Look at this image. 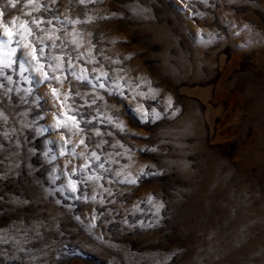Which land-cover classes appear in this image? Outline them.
<instances>
[{
  "label": "rangeland",
  "instance_id": "1",
  "mask_svg": "<svg viewBox=\"0 0 264 264\" xmlns=\"http://www.w3.org/2000/svg\"><path fill=\"white\" fill-rule=\"evenodd\" d=\"M14 2L0 264H264V0Z\"/></svg>",
  "mask_w": 264,
  "mask_h": 264
},
{
  "label": "snow or ice",
  "instance_id": "2",
  "mask_svg": "<svg viewBox=\"0 0 264 264\" xmlns=\"http://www.w3.org/2000/svg\"><path fill=\"white\" fill-rule=\"evenodd\" d=\"M9 2L11 3V7L12 8H16V3L14 2V0H9ZM35 0H29V3H34ZM89 2V0H80V3H86ZM53 3H55V0H53ZM36 10H39V7H37ZM4 13L2 10H0V16H3ZM15 23V20L13 21V24ZM32 23H35L37 26H39L40 23H43V21H36L33 20ZM19 29H22L23 32H21L20 30L17 29H13L10 28L8 25H3V30H4V35L7 37V39L5 40L3 37H0V76L3 75V69L4 68H11L13 66V64L15 63V61L12 59V57L17 53V49L16 48H9L8 46L10 44H12L14 41L19 44L20 41L16 40V37H21L23 40L27 41V43L23 44V48H27L29 49L28 55L31 56V61H27L25 60L24 62L20 63V72H29L32 70V68L35 69V71L40 74L41 76V81H47L50 79H56L58 81H60L62 83V81L60 80V77H53L50 76L49 72L45 70V64L41 62L43 56H44V48H39V50L37 49L36 45L41 43L42 41L40 39H37L35 42L28 40L29 37L33 36L34 32L33 29L31 27L28 26V22H24L21 23L19 25ZM55 43H53V47H55ZM5 49H7V51H5ZM39 52V54H38ZM57 59H62V58H57ZM34 62V63H33ZM25 63L28 64V67H25ZM49 67H51V65H49ZM56 68H62L63 64H57L55 66ZM103 76H107V73H102ZM66 78V77H65ZM8 79L10 80L11 77L9 76ZM77 79H87V76H80L77 77ZM99 79V77L97 78ZM0 87H3L2 84H0ZM99 87H104L103 84H100ZM51 93L53 95V97H55L57 100L59 99L60 93L56 88H52L51 89ZM143 95V94H142ZM69 95L65 94L64 95V101L66 102L69 99ZM93 103H95V101H93ZM168 105L169 107H171L172 105V100L171 97L168 98ZM62 107H63V102H62ZM72 111H76V109H72ZM138 111H143V106L141 105L138 108ZM65 116H67V120L64 121H58L57 123V127H69L68 124V120L72 121V127H74L76 129L77 132H82L83 129L80 128V121L76 119L75 116H70L68 115V111H65L63 113ZM2 115V114H0ZM148 113L145 112L144 113V118L147 119L148 118ZM155 118H159V113L155 114ZM85 123H91V121H85ZM122 131L124 130V125L123 123H119L117 125ZM96 135H100L99 130L96 131L95 133ZM81 144H84V140L81 139L80 140ZM99 146V145H97ZM81 155H83V153H81ZM92 157L99 161L100 157L99 155H97L95 152H92ZM90 165L86 164L84 165L85 168L89 167ZM100 168H103L104 165L103 163H101L99 165ZM89 179H93V177H89ZM95 179H100L99 176L95 177ZM131 182H135V181H131ZM71 187L72 190L75 191L76 190V183L75 182H71Z\"/></svg>",
  "mask_w": 264,
  "mask_h": 264
}]
</instances>
